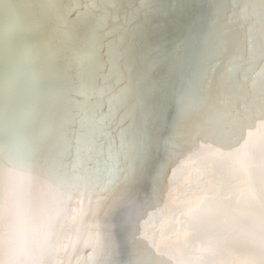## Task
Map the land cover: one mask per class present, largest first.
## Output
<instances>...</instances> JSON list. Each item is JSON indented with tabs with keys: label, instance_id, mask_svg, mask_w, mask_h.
Masks as SVG:
<instances>
[{
	"label": "bare ground",
	"instance_id": "bare-ground-1",
	"mask_svg": "<svg viewBox=\"0 0 264 264\" xmlns=\"http://www.w3.org/2000/svg\"><path fill=\"white\" fill-rule=\"evenodd\" d=\"M0 264H264V0H0Z\"/></svg>",
	"mask_w": 264,
	"mask_h": 264
}]
</instances>
